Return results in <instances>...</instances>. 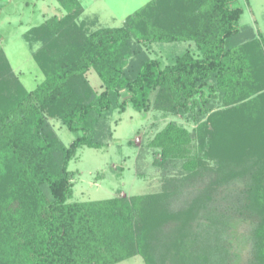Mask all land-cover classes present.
Wrapping results in <instances>:
<instances>
[{
  "label": "trees",
  "instance_id": "16d2710c",
  "mask_svg": "<svg viewBox=\"0 0 264 264\" xmlns=\"http://www.w3.org/2000/svg\"><path fill=\"white\" fill-rule=\"evenodd\" d=\"M56 1L63 13L25 33L39 44L33 57L44 74L34 89L0 47V264L135 255L146 264H239L243 242L248 264H264V41L240 25L243 7L150 0L124 25L89 31L78 22L82 0ZM178 41L195 51L165 66L146 50ZM127 104L197 125L169 121L145 144L159 153L160 190L72 200L71 160L81 147L103 146L111 115ZM55 119L75 135L69 145Z\"/></svg>",
  "mask_w": 264,
  "mask_h": 264
},
{
  "label": "rangeland",
  "instance_id": "374dc122",
  "mask_svg": "<svg viewBox=\"0 0 264 264\" xmlns=\"http://www.w3.org/2000/svg\"><path fill=\"white\" fill-rule=\"evenodd\" d=\"M148 1L82 0L84 11L78 22H83L89 31L100 27L122 26L130 14ZM236 3L244 9L240 25L252 27L257 34H262L264 41V0H237ZM62 13L56 0H0V47L29 90L44 79V74L33 57L39 44L26 41L25 33L32 26ZM189 48L195 51L194 44L189 42H155L146 50L165 66L172 64L176 55ZM88 77L94 87L100 88L102 82L94 69L88 72ZM110 118L112 131L107 134L112 135L103 138L105 144L101 147H81L77 157L69 164L73 172L72 200L130 197L160 190V168L157 164L159 153L145 144L169 121L182 124L190 131L197 125V121L183 113L165 114L153 108L138 111L130 104L122 110H114ZM52 122L63 142L69 145L75 135L60 120ZM209 163L212 164L211 161ZM238 231L239 235H243L247 227L241 224ZM239 248V264H248L249 246L243 242ZM116 264L146 263L141 255H135Z\"/></svg>",
  "mask_w": 264,
  "mask_h": 264
}]
</instances>
